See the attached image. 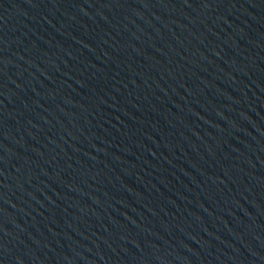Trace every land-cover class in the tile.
<instances>
[{"label":"water","instance_id":"1","mask_svg":"<svg viewBox=\"0 0 264 264\" xmlns=\"http://www.w3.org/2000/svg\"><path fill=\"white\" fill-rule=\"evenodd\" d=\"M0 264H264V0H0Z\"/></svg>","mask_w":264,"mask_h":264}]
</instances>
